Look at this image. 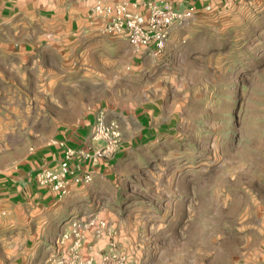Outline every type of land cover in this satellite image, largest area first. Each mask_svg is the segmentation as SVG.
<instances>
[{
	"label": "rangeland",
	"instance_id": "1",
	"mask_svg": "<svg viewBox=\"0 0 264 264\" xmlns=\"http://www.w3.org/2000/svg\"><path fill=\"white\" fill-rule=\"evenodd\" d=\"M187 10L158 56L123 46L113 74L90 57L100 81L73 61L0 64V169L113 97V199L91 214L113 238L97 253L112 242L128 264H264V0Z\"/></svg>",
	"mask_w": 264,
	"mask_h": 264
},
{
	"label": "crops",
	"instance_id": "2",
	"mask_svg": "<svg viewBox=\"0 0 264 264\" xmlns=\"http://www.w3.org/2000/svg\"><path fill=\"white\" fill-rule=\"evenodd\" d=\"M95 1L0 0V64H13L22 71L27 65H53L57 60L69 65L73 61L83 66L79 69L85 75L98 73L91 79L100 81L103 69L93 68L92 63L98 62L90 60L97 56L101 66L109 63L113 74V58L118 49L133 47L125 38L104 32L103 20L92 13ZM155 1L187 10L202 7L205 0ZM76 48L79 49L77 57ZM53 52L58 54L56 60L49 55ZM4 73L0 68V74ZM100 111L106 114L107 120L113 121V97L106 99L99 95L98 101H93V106L78 121L62 119L56 123L52 138L63 142V146L51 139L19 163L0 169V264H51L62 250L60 240L69 230L70 219L87 218L98 211L103 213L111 206L113 158L102 159L94 166L76 156L72 165L90 170L93 180L72 184L65 195L40 185L34 178L35 172L42 168L57 167L67 147L91 150V135Z\"/></svg>",
	"mask_w": 264,
	"mask_h": 264
},
{
	"label": "built area",
	"instance_id": "3",
	"mask_svg": "<svg viewBox=\"0 0 264 264\" xmlns=\"http://www.w3.org/2000/svg\"><path fill=\"white\" fill-rule=\"evenodd\" d=\"M92 13L104 22V32L125 38L137 50L158 56L168 45L171 30L193 14L180 11L168 3L147 0L144 2H107L96 0ZM122 131L115 121H109L104 112L96 116L91 135V150L78 151L67 147L57 167H45L35 172L34 178L62 195L72 184H87L93 180L90 170L73 166L76 156L98 165L102 159L113 158L122 147ZM61 146L63 142H54ZM113 238L109 222L98 214L87 218L70 219L69 230L60 240L61 252L51 264H128L125 257L113 252V243L99 254L96 245L105 237Z\"/></svg>",
	"mask_w": 264,
	"mask_h": 264
}]
</instances>
